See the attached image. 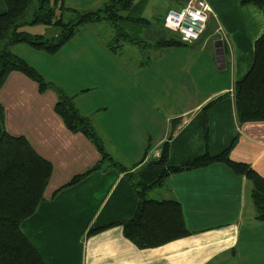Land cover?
Here are the masks:
<instances>
[{
  "label": "crops",
  "instance_id": "0c3cea01",
  "mask_svg": "<svg viewBox=\"0 0 264 264\" xmlns=\"http://www.w3.org/2000/svg\"><path fill=\"white\" fill-rule=\"evenodd\" d=\"M1 1L0 13L6 10ZM205 1L212 29L206 24L190 44L204 46L211 41V48L200 49L191 63L186 59L173 67L168 58L177 51L163 46L146 49L149 59L131 67L119 59L122 48L112 52L106 41L100 43L94 36L86 42L96 46L82 44L67 52L62 73L78 72L95 81L76 90L67 86L70 91L66 85L53 84L91 119L105 151L124 171L104 164L64 186L92 167L100 154L85 134L69 130L55 112V92L39 91L36 81L19 71L8 74L0 88L6 129L25 135L53 166L36 210L20 225L45 264H264V220L255 218L252 182L223 162L171 173L145 193L153 199L178 201L187 235L139 248L124 236L122 225L115 224L130 218L138 202L126 172L150 184L163 167L229 147L230 159L248 164L264 177V121L238 124L232 97L235 81L251 66L254 40L264 30V12L242 0ZM178 2L166 12L176 9ZM105 77L125 81H102V99L78 101L102 90L96 81ZM206 80L212 83L207 94ZM46 93L50 97L45 98ZM212 100L206 143L203 108ZM166 141L168 157L160 165L156 161ZM100 226L105 227L88 232Z\"/></svg>",
  "mask_w": 264,
  "mask_h": 264
},
{
  "label": "trees",
  "instance_id": "16d2710c",
  "mask_svg": "<svg viewBox=\"0 0 264 264\" xmlns=\"http://www.w3.org/2000/svg\"><path fill=\"white\" fill-rule=\"evenodd\" d=\"M6 10L0 13V88L11 71H19L36 81L39 91L54 88L57 101L55 112L66 127L74 132H82L95 145L100 159L85 172L74 175L65 185L76 183L86 174L107 167L120 171L126 168L115 162L105 151L91 119L81 114L74 106L72 98L55 84L44 81L42 75L22 57L13 53L11 43L26 41L37 49L54 53L58 51L77 31L88 23H107L112 36L106 47L112 52L124 45L140 49L171 47L182 44L178 36L148 42L141 34L153 22L143 15L147 0H105L99 9L78 10L67 6L65 0H36L32 17L25 15L32 0H2ZM181 1V0H179ZM252 2L264 12V0H242ZM44 24L58 27V32L45 37L30 34L19 29L23 24ZM174 33V32H173ZM3 42V44H2ZM236 121H264V30L254 40L253 59L244 76L235 81L232 91ZM213 101L203 108L205 141L207 143V113ZM169 143L161 146L159 159L162 165L168 157ZM229 147L216 155L208 151L188 159L178 165L163 167L150 184L141 183L133 172H126L138 197L134 214L115 224L122 225L126 238L139 248L154 247L187 235L189 231L182 215L180 203L175 200L153 199L145 195L148 188L161 184L171 173L223 162L236 174L245 175L252 182L251 199L255 218L264 220V177L244 162L234 161L228 156ZM53 170L52 163L40 155L23 134H12L5 126V110L0 102V264H45L41 254L24 234L21 222L32 215L44 195ZM107 226V225H106ZM105 226L92 227L89 233Z\"/></svg>",
  "mask_w": 264,
  "mask_h": 264
},
{
  "label": "rangeland",
  "instance_id": "374dc122",
  "mask_svg": "<svg viewBox=\"0 0 264 264\" xmlns=\"http://www.w3.org/2000/svg\"><path fill=\"white\" fill-rule=\"evenodd\" d=\"M104 1L105 0L103 1L95 0L93 2H86L84 0V1H80L79 2L80 4H78V2L75 0H65L64 2L67 6H70V5L74 6L78 10H88V9L95 10V9L101 8ZM179 2L178 3L180 5L182 0ZM35 3H36V0H32L31 4L29 5L27 9L25 19L29 20L32 17V12H33ZM172 6H176V0H147L146 6L143 10V15L147 17L148 19H150L151 22L153 23L141 34L144 33L143 37L148 42L152 43L154 41H157L162 36L166 38L175 36V33L165 28L164 26V17L166 14L165 12L168 8ZM178 7L179 6H177V8ZM211 24L212 22L208 20L207 25L209 26L210 29H212ZM19 29H22L30 34H42L45 37H51L56 33V31L58 32L57 26L44 25V24L26 23L20 26ZM91 36H94V38H97L100 43L102 41L107 42L112 36V30L110 26L105 22L84 24L77 29L74 35L62 47V49H59L58 51H55L54 53H51L43 49H37L34 46H31L26 41H19L16 43H11L9 46V49L16 55L22 57L31 66H33L38 71V73L42 75L44 81L55 83V84L59 83L62 85H66L64 87H66L67 91H70L67 88V86L72 87L74 90H76L78 89L79 85H83L85 87L87 85L86 83L93 84L95 81L92 77L90 79H84L83 74H79L78 72L62 73L63 72L62 68L68 64V57H66L68 51L81 48L82 44H87V43H91L96 46V44L93 43L92 41L86 42L88 41V39H91ZM210 43L211 41L208 42V44L204 46H202V42L201 43L199 42L198 44H190V43L183 42L182 44H179V45H173L172 47H170V50L172 49L177 52L172 53V55H170V57L168 58L169 62H171L173 67L175 68L181 66V64H184L186 59H188V61H190L191 63V60L194 58V56L198 53L200 49L203 48L205 51L207 50L209 51V48H211ZM145 50L146 49H140L139 47L126 44L122 48V54L120 55L119 59L122 60L124 63L129 64V66L131 67H136L137 62H139L140 60L142 61L145 59H149L148 52H146ZM97 75H100V74H97ZM126 77L130 80H133L132 77L131 78L129 76H126ZM134 79H136L137 81H140L141 76L136 77L135 75ZM102 81L103 82L114 81L118 83H123L125 81V77L124 78L105 77L101 81L99 78L96 82H99L98 85L101 86ZM211 85L212 83L206 80L205 90H204L205 94H207L208 93L207 91L211 89ZM101 88L102 90L99 89L97 91H94L92 94L88 96H81L78 99V101L80 102H83L86 100L89 101L92 98L102 99L104 96L102 94L103 87L101 86ZM47 89L48 90L51 89L52 92L56 93V90L54 88H47ZM43 96L45 98L50 97L48 96L47 93L46 95H43ZM56 97H57V94H56ZM141 97H143V94L141 95ZM170 97H172V94H170Z\"/></svg>",
  "mask_w": 264,
  "mask_h": 264
},
{
  "label": "built area",
  "instance_id": "2783aa9c",
  "mask_svg": "<svg viewBox=\"0 0 264 264\" xmlns=\"http://www.w3.org/2000/svg\"><path fill=\"white\" fill-rule=\"evenodd\" d=\"M208 11L210 6L205 0H182L178 8L166 12L164 26L180 41L191 43L205 31Z\"/></svg>",
  "mask_w": 264,
  "mask_h": 264
}]
</instances>
